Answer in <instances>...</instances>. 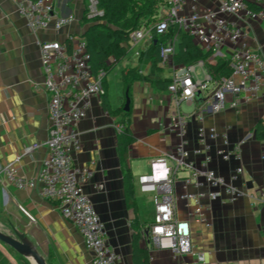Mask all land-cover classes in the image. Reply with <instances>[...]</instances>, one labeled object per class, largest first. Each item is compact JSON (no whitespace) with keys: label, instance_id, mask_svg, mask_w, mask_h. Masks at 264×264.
<instances>
[{"label":"crops","instance_id":"0c3cea01","mask_svg":"<svg viewBox=\"0 0 264 264\" xmlns=\"http://www.w3.org/2000/svg\"><path fill=\"white\" fill-rule=\"evenodd\" d=\"M51 2L55 14L72 15L75 20L59 31L50 25L33 32L12 1L0 0V231L13 235L12 228L18 230L47 264H92L83 236L71 221L63 218L58 203L42 198L39 186L18 188L3 171L12 165L17 175L37 177L47 154L48 95L42 87L44 74L36 40L64 42L69 35L83 36L90 27L89 23H82L86 0ZM218 5V0H185L184 12L188 13L192 8L216 9ZM260 7L264 8V0H261ZM229 19L236 20L248 32L251 47L264 56V20H250L243 16H230ZM149 44L142 42L134 50L128 48L130 56L104 75V89L115 113L110 114L104 109L103 98H94L88 115L76 127L81 149L73 153L74 162L90 170V175L83 179V187L104 223L106 239L119 255L120 264H133L132 219L138 217L145 227L154 216V203L149 215H145L147 211L141 208L136 194L137 178L144 173L139 165L142 162L149 168L152 158L173 152L179 142V136L168 127L176 104L167 90L158 91L148 82L131 81L129 127L136 140L130 145L127 164L133 177L137 210L128 207L117 151L119 131L116 125L121 117L117 109L122 108L123 102L120 73L121 70L137 68L141 52ZM171 65L172 61L161 65L165 78L170 79ZM149 68L147 65L140 73H148ZM200 103L198 97L193 105L185 104L189 108L187 112L196 110ZM263 119L264 89L257 100L205 116L203 123L206 127L227 128L230 142L227 149L245 138L240 156H232L228 160L216 153L217 149L224 148L220 142L216 143L210 164L225 177L242 166L243 173L236 185L244 196L233 203L213 202L204 213L205 223L190 220L192 245L195 250L205 253L204 262L191 254L179 255L152 249L142 236L140 243L149 252L150 264H264V150L256 137V126ZM198 124L195 117L189 121V151L197 147ZM34 143L39 146L26 153L25 148ZM189 161L199 165L201 157L191 153ZM188 175L187 169L179 173L181 178ZM99 184L102 188H97ZM188 190L193 191L194 188L189 186ZM187 213L184 202L179 201L177 216L184 218ZM0 264L34 263L0 242Z\"/></svg>","mask_w":264,"mask_h":264},{"label":"built area","instance_id":"2783aa9c","mask_svg":"<svg viewBox=\"0 0 264 264\" xmlns=\"http://www.w3.org/2000/svg\"><path fill=\"white\" fill-rule=\"evenodd\" d=\"M17 12L25 17L33 32L50 25L59 31L75 17L54 13L51 0H10ZM216 9L192 8L184 12L185 0H159L157 14L152 22L143 24L129 35L128 48L142 42H152L169 30L182 31L204 51H211L210 59L222 57L229 60L231 74L220 80L214 79L204 67L203 61L186 66L171 65L172 73L167 87L176 111L169 118L168 127L179 136L173 152L161 153L152 158L149 172L140 174L137 184L141 193H152L154 216L143 231V238L152 249L167 250L175 254H191L204 262L205 253L193 248L190 220L205 223V211L215 201L233 203L244 196L236 185L243 173L238 166L225 177L213 169L212 151L224 160L240 156L245 138L236 142L231 149L228 130L206 127V115L217 114L227 107L236 108L243 102L257 100L264 89V56L253 49L248 32L230 16H243L250 20H264L261 0H218ZM259 7V9H254ZM97 0H88L84 18L100 16ZM70 45L57 41L36 40L41 52V67L44 74L42 87L48 95L47 114L49 132L46 140L47 154L37 177L15 174L12 165L3 168L7 178L18 188L39 186L42 198L58 203L63 218L71 221L83 236L85 247L92 256V264H120V257L108 244L105 226L90 197L83 187L84 177L90 170L74 162L73 153L81 149L77 124L84 119L94 98L101 99L105 93L103 71L93 74L86 41L81 35H69ZM176 32L161 47V65L170 64L177 48ZM136 55L138 51H134ZM202 70L199 78L196 68ZM200 105L192 112H184L182 103L193 105L197 98ZM197 118V147L187 148V131L191 118ZM264 125V119L262 120ZM118 131L123 124L116 125ZM264 150V139L260 140ZM39 146L34 143L25 148L32 152ZM193 153L201 157L199 165L189 161ZM264 159V154L262 156ZM187 169L189 175L181 178L179 173ZM178 184L180 186H178ZM189 186L193 191H189ZM97 188H102L99 184ZM183 201L188 209L187 216H177V204ZM26 213V212H25ZM28 215V214H27ZM30 217V216H29ZM31 218V217H30Z\"/></svg>","mask_w":264,"mask_h":264},{"label":"trees","instance_id":"16d2710c","mask_svg":"<svg viewBox=\"0 0 264 264\" xmlns=\"http://www.w3.org/2000/svg\"><path fill=\"white\" fill-rule=\"evenodd\" d=\"M37 1V0H32ZM88 0H86L85 9ZM101 15L83 19V25L89 23V29L84 32L83 37L86 41L87 51L90 55V65L93 74L103 71L105 74L117 68V66L130 56L128 49L130 33L141 27L143 24L152 22L157 14L159 0H97ZM254 9H259V7ZM132 13L129 17L128 14ZM176 32L178 41L177 48L172 55V64L175 66H186L203 61L204 67L211 73L214 79L220 80L231 74L229 60L222 57L210 59L211 51H204L192 39L190 35L182 31L169 30L165 35L154 39L146 49L141 52L140 64L137 68L121 70L119 84L122 86L123 99L122 108L117 124H123L124 129L119 132L117 151L121 168L123 170V185L125 200L127 206L134 211L137 210L136 195L134 191L133 177L130 173L127 160L129 157L130 145L135 142L131 129L129 127V116L131 110H123L126 95L130 98L131 81L137 80L152 84L158 91H166L170 79L165 78L161 63V47L165 42L171 39ZM64 43L70 45L67 38ZM149 65V71L146 74L140 73V70ZM102 105L110 114L115 110L111 105L105 92L102 96ZM131 107V104H130ZM256 137L259 140L264 139V125L259 121L256 126ZM133 229L132 236V258L133 264H150V255L147 248L140 243L144 227L140 224L138 217H134L131 222Z\"/></svg>","mask_w":264,"mask_h":264},{"label":"water","instance_id":"95a60500","mask_svg":"<svg viewBox=\"0 0 264 264\" xmlns=\"http://www.w3.org/2000/svg\"><path fill=\"white\" fill-rule=\"evenodd\" d=\"M130 104V98L126 95V100L123 107L125 112L130 110ZM12 229L13 235L5 234L0 231V242L11 247L18 254L29 258L34 264H47L45 258L39 254L35 248L32 247L27 238L15 228Z\"/></svg>","mask_w":264,"mask_h":264},{"label":"rangeland","instance_id":"374dc122","mask_svg":"<svg viewBox=\"0 0 264 264\" xmlns=\"http://www.w3.org/2000/svg\"><path fill=\"white\" fill-rule=\"evenodd\" d=\"M132 15V13L130 12L128 14V16L130 17ZM196 74L197 76H199V78H201L202 75V70L201 68L197 67L196 68ZM182 110L184 112H187L189 110L188 106L185 105V103L182 104L181 106ZM139 167L144 171V173H148L149 172V168L147 166H145L144 163L141 162V164L139 165ZM136 194L138 196V199L140 200V204H141V208L143 210H146V214L145 215H149V213L151 212V208H152V193H140V190L138 188V186H136Z\"/></svg>","mask_w":264,"mask_h":264}]
</instances>
